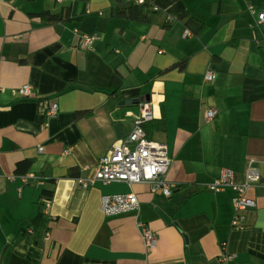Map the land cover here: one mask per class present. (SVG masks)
I'll use <instances>...</instances> for the list:
<instances>
[{
    "label": "crops",
    "instance_id": "crops-1",
    "mask_svg": "<svg viewBox=\"0 0 264 264\" xmlns=\"http://www.w3.org/2000/svg\"><path fill=\"white\" fill-rule=\"evenodd\" d=\"M151 2L158 14L141 23L120 16L115 0L0 1V264H224L228 255L264 264V24L249 11H264V0ZM44 12L65 21L46 24ZM183 15L205 29L194 34ZM85 34L99 35L87 51ZM26 84L32 97L18 93ZM142 103L154 115L147 137L171 159L170 197L146 182L83 188L78 180L130 135ZM249 165L261 180L238 230L234 192L208 185L222 169L241 183ZM128 193L138 213L107 217L102 197ZM140 223L157 236L150 251Z\"/></svg>",
    "mask_w": 264,
    "mask_h": 264
},
{
    "label": "built area",
    "instance_id": "built-area-1",
    "mask_svg": "<svg viewBox=\"0 0 264 264\" xmlns=\"http://www.w3.org/2000/svg\"><path fill=\"white\" fill-rule=\"evenodd\" d=\"M2 1V0H0ZM142 4L145 0H128ZM252 15L257 16L260 24H264V11L257 12L253 7H249ZM190 33L187 31L186 33ZM99 40L98 34L82 35L79 48L87 51ZM216 75L208 72L205 75L207 82L215 80ZM18 93L23 98L33 96V87L30 84L22 86ZM59 112L58 105L54 103L48 111L49 117L57 116ZM218 115L216 110L207 112V121H213ZM154 119L153 111L149 103H142L140 114L135 120L134 129L130 135L122 142L116 144L109 154L103 156L96 168L94 175L89 179H79V184L83 188L100 182L104 185L112 183H125L128 185L138 183H150L152 192H162L170 197V184L166 176L171 166V159L168 155V149L165 144L150 140L144 130V124ZM40 151L43 148L39 149ZM261 180L260 171L254 167H248L243 182L238 181L236 172L230 169H222L218 178L208 185V189L216 194L224 193L231 189L234 192L232 206L234 216L232 219V228H245V215L248 211L256 208L255 200L249 198L248 191ZM50 207V201H47L45 208ZM140 201L135 193L105 195L102 197V211L107 217L122 216L130 213H138ZM147 251L154 249L157 245L156 234L145 224L138 225ZM32 232V231H30ZM234 255L224 256V264H233Z\"/></svg>",
    "mask_w": 264,
    "mask_h": 264
},
{
    "label": "trees",
    "instance_id": "trees-1",
    "mask_svg": "<svg viewBox=\"0 0 264 264\" xmlns=\"http://www.w3.org/2000/svg\"><path fill=\"white\" fill-rule=\"evenodd\" d=\"M117 2V8H118V14L120 16H125L129 19L135 20L137 22L141 23H149L152 22L154 17L158 14V8L154 6L151 2V0H145L142 4L139 3H133V2H128L126 0H115ZM41 18L46 24H56V23H63L65 21V17L62 15H54L51 14L50 12H44L41 14ZM186 25L187 27L194 33V34H199L206 25L203 23L193 19V17H189L188 15H183L179 18L180 21L187 19ZM193 25L196 27L194 28ZM184 64L181 65L183 67ZM161 126L156 129H162L164 127V122L159 123ZM31 165V162H20L17 165L16 173L20 174L21 169L26 167L28 168ZM43 197H44V202L43 205L45 206V202L51 201L52 199V192L48 191H43ZM39 219L41 220L42 226L47 223V218L44 216V214H40ZM24 233V232H23Z\"/></svg>",
    "mask_w": 264,
    "mask_h": 264
},
{
    "label": "water",
    "instance_id": "water-1",
    "mask_svg": "<svg viewBox=\"0 0 264 264\" xmlns=\"http://www.w3.org/2000/svg\"><path fill=\"white\" fill-rule=\"evenodd\" d=\"M138 102H131V101H126V102H121L120 103V105H131V104H137ZM165 217V216H164ZM167 217V216H166ZM166 219H168V218H166ZM169 221V220H168ZM209 264H218L216 261H214V262H211V263H209Z\"/></svg>",
    "mask_w": 264,
    "mask_h": 264
}]
</instances>
